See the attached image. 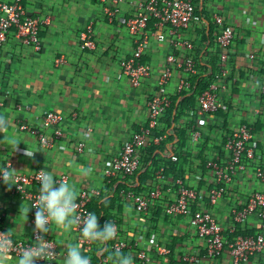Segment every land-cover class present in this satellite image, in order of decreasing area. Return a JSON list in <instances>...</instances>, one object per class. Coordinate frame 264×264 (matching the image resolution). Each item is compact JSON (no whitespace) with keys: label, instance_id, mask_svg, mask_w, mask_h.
<instances>
[{"label":"crops","instance_id":"crops-1","mask_svg":"<svg viewBox=\"0 0 264 264\" xmlns=\"http://www.w3.org/2000/svg\"><path fill=\"white\" fill-rule=\"evenodd\" d=\"M141 1L124 0L119 12L111 14L114 7L102 0H24L28 15L41 21L43 48L36 52L11 33L1 49L0 117H6L9 125L5 133L0 132V169L11 163L15 174L43 170L53 173L56 179L66 177L77 197L83 190H98L100 195L93 200L94 213L104 209L102 215L119 225L117 241L138 244L136 250L129 249L124 256L133 258L137 250L145 249L149 257L145 264H235L228 247L221 256L208 257L205 242L197 236L191 220L164 216V202L153 208L152 217L138 218L133 202L125 196L134 177H107L124 145L141 127L147 126L150 118L147 102L166 68L168 56L173 54L172 36L167 35L165 42L153 37L144 55V61L152 69L151 77L135 89L122 74V63L135 49V39L124 21L133 16L135 4ZM194 3L208 19L215 14L223 16L234 30L232 77L222 96L224 108L217 115L201 119L203 140L195 146L189 139V112L196 108L197 99L177 97L182 74L175 72L169 89L174 98L172 107L176 108L179 118L175 120L170 110L161 125V133L173 136L170 146L179 157L181 177L203 197V208L212 211L223 226L228 242L241 235L264 234V225L257 215L240 225H235L232 219L233 211L244 208L251 195L262 190L255 172L258 165L264 164V0H194ZM89 26L93 28L97 48L83 51L80 35ZM149 28L156 30L152 21ZM211 36L209 27L192 26L184 32L185 39L194 46L193 52H206L202 75L209 74L211 67L218 65V48ZM190 52L179 47L175 54L182 57ZM60 58L65 62L57 65ZM48 111L62 116L63 138L52 149L44 151L38 139L20 126L41 129L51 138L53 131L44 130L40 125V119ZM241 124L254 134L257 159L235 169L225 196L211 206L208 192L215 179L206 164L210 160L226 161V138ZM27 148L34 152L31 158L24 155ZM148 155L142 152L143 163L136 180L145 172L154 178L153 171L159 160L151 167ZM152 185V179H148L142 188ZM13 186L0 178L3 215L0 228L16 239H27L33 209L28 201L11 193ZM39 189L27 188L29 192ZM101 196L102 200L98 201ZM57 233L54 227L46 236L58 244L62 253L68 243L82 244L74 231ZM156 245L170 249L171 254L158 255L154 250ZM93 257L100 262L98 251ZM246 264H264V255L253 256Z\"/></svg>","mask_w":264,"mask_h":264},{"label":"built area","instance_id":"built-area-1","mask_svg":"<svg viewBox=\"0 0 264 264\" xmlns=\"http://www.w3.org/2000/svg\"><path fill=\"white\" fill-rule=\"evenodd\" d=\"M102 1H108L114 7L111 14L118 13L119 5L124 2V0ZM135 5L136 10L133 16L124 21L129 34L135 39V49L132 56L122 63V74L128 78L131 86L138 89L142 86L143 81L151 77L152 69L144 61V55L149 48L151 38L154 37L159 42H165L167 35L172 36L170 42L173 47V54L168 56L166 68L158 80L153 95L150 96L147 102L150 115L147 126L141 127L139 132L135 133L130 141L124 145L119 155L114 158L111 169L107 171V177L109 179L118 176L134 177L129 190L125 191V196L133 202L138 218L148 219L152 217L153 208L157 207L158 203L164 202V216L171 219L189 218L191 220L197 236L205 242L208 257L217 258L228 247L235 264L249 263L251 257L264 255V234L241 235L227 242L224 238L223 226L220 225L211 210L203 208L204 200L199 192L189 186L183 177L166 175V160L179 162V157L172 147L169 145L164 154L159 150L154 153L149 150L160 147L171 136L169 133H161V125L173 106L174 98L169 88L175 72L182 74L176 89L177 97L180 99L185 96H197V84L192 81L193 79L205 84L204 89L197 96L196 108L191 109L189 112L191 118L189 139L195 146L202 142L201 119L217 115L224 108L222 96L227 91L228 82L232 77L231 62L234 54L232 46L235 32L223 16L215 14L212 19H208L200 13L194 0H142ZM151 21L154 24L155 31L149 28ZM40 26L41 21L38 18L28 15L24 0H13L12 3L0 2V55L1 49L8 41L11 33L23 45L33 48L36 52H41L43 43L40 37ZM192 26L209 27L212 33V41L218 48V65L215 68L211 67L209 74L206 75L201 74L206 52H193V44L184 37V32ZM159 31L163 32L159 33ZM179 47H184L192 52L179 57L175 54L176 49ZM80 48L83 51L96 50L97 43L94 39L92 26H89L80 35ZM205 48L208 49L207 46ZM63 62H65V59L60 58L57 60V65ZM262 94L264 96V86L262 87ZM62 120V116L53 111L46 112L40 119L42 129L53 131L51 138H47L44 132L38 128L30 129L22 125L20 129L28 130L31 135L35 136L45 151L52 149L63 138ZM253 141L254 134L252 130L241 124L234 128L226 138L224 148L226 161L210 160L206 164L215 179L214 186L208 192L211 206L216 205L225 196L227 185L232 182L235 169L245 162H253L257 159ZM82 148L83 145L81 144L80 150ZM142 152L150 154L147 157L148 164L151 167L154 166V160H159L153 171V185L148 189H141L139 181L135 179L143 163ZM4 168L9 169L15 182V185L11 188V193L32 205L39 191L29 192L27 188L30 186L40 187V182L36 177L41 170L32 174L21 175L12 172L11 163H7L2 169ZM255 174L262 185V190L252 194L244 208L233 211L232 219L235 225L244 224L252 215H257L264 225V164L257 166ZM0 178L2 179V177ZM57 180L67 181V178L61 177ZM99 195L100 192L94 189L83 190L78 195L77 203L79 207L77 211L81 218L92 212L91 204L94 198ZM35 212L36 209H33L29 222V238L16 239L10 234V239L15 245L16 254H19L21 249L28 247L43 235L34 231ZM2 216L0 210V219ZM114 224L117 227L118 236L119 225ZM74 232L78 234L77 231ZM0 233L7 234L8 232L0 228ZM117 236L112 242H100V245L96 242L81 240L83 252L90 258L91 264H115L118 256L126 255L129 249L136 250L138 248L137 243L129 245L117 241ZM44 239L52 242V251L58 256L56 262L53 261L52 264H61L59 256L63 253L58 244L47 236H44ZM154 250L158 255L171 254L170 249L160 245H156ZM97 251L100 253L99 263L93 257ZM148 258L147 250H137L133 257V264H145ZM36 263L49 264L44 260H38Z\"/></svg>","mask_w":264,"mask_h":264},{"label":"clouds","instance_id":"clouds-1","mask_svg":"<svg viewBox=\"0 0 264 264\" xmlns=\"http://www.w3.org/2000/svg\"><path fill=\"white\" fill-rule=\"evenodd\" d=\"M8 125V119L0 117V132L5 133ZM24 155L31 158L34 152L27 148ZM0 177L7 185H15L8 168L0 169ZM36 178L40 182V189L30 209H36L34 231L43 235L16 254L10 232L0 233V264H36L38 260L47 261L49 264L56 262L58 256L52 251V242L44 239L54 227L58 230V235L77 231L79 240L88 242L103 243L117 236L116 225L108 221L101 227L99 217L94 212L81 218L77 211V192L70 182L58 181L53 173L43 170L39 171ZM82 248L83 245L79 242L66 244V251L59 256L61 264H91ZM115 264H133V258L130 255H121L116 258Z\"/></svg>","mask_w":264,"mask_h":264},{"label":"trees","instance_id":"trees-1","mask_svg":"<svg viewBox=\"0 0 264 264\" xmlns=\"http://www.w3.org/2000/svg\"><path fill=\"white\" fill-rule=\"evenodd\" d=\"M192 81H194L195 82V84H197V90H198V92H197V96H198V94H200L201 92H202V90L204 89V83H200V82H198V81H196V79H193ZM197 96H195L194 95V97L192 98V100H195V99H197ZM182 107H183V105H182ZM170 110H172V113H173V115H174V118H175V120H177L178 118H179V115L177 114V113H175V110H176V108H174V107H172ZM169 110V111H170ZM174 141V138H173V136H170L169 138H168V140L166 141V142H163L162 144H161V146L160 147H155L154 149H152L150 152L151 153H154L156 150H159L161 153H165V150H166V148L169 146V145H171V143ZM154 162H155V160H154ZM166 165H167V168H166V175L168 176V174H173V176H181L180 174V170L178 169L179 168V163H175V162H172L171 160H169V159H167L166 160ZM151 173L150 172H145L144 174H142V175H140V178H139V187L142 189V186L148 181V179H153V178H151V175H150ZM143 180V181H142ZM144 182V183H143ZM98 199V201H101L102 200V196L101 197H99V198H97ZM97 203H99V202H97ZM93 202H92V204H91V211L92 212H94V210H93ZM102 211L101 212H97L96 213V215L99 217V223H100V226L102 227L103 226V223L104 222H108V221H110L109 219H107V218H105L102 214L104 213V209H101ZM111 222V221H110Z\"/></svg>","mask_w":264,"mask_h":264}]
</instances>
